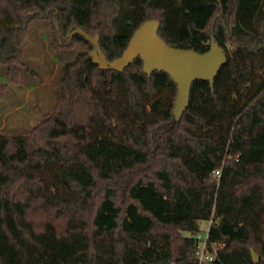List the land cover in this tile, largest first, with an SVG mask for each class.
<instances>
[{
  "label": "trees",
  "instance_id": "16d2710c",
  "mask_svg": "<svg viewBox=\"0 0 264 264\" xmlns=\"http://www.w3.org/2000/svg\"><path fill=\"white\" fill-rule=\"evenodd\" d=\"M157 19L169 46L227 63L192 84L177 122L171 76L101 70L89 52L63 70L51 112L27 135L0 133V264H264V0H0V66L19 83L33 23L58 45L84 43L109 61ZM8 84H1L0 91ZM219 172V174H218ZM188 233L189 236L184 234Z\"/></svg>",
  "mask_w": 264,
  "mask_h": 264
},
{
  "label": "rangeland",
  "instance_id": "374dc122",
  "mask_svg": "<svg viewBox=\"0 0 264 264\" xmlns=\"http://www.w3.org/2000/svg\"><path fill=\"white\" fill-rule=\"evenodd\" d=\"M55 38L54 25L49 20L32 24L25 44V61L32 72L19 67V83H7L5 69L0 66V85L8 84L7 89L0 91V133L29 134L54 107L64 67L80 53L93 51L84 43L63 46L60 42L59 46ZM210 225V221L200 223L204 238Z\"/></svg>",
  "mask_w": 264,
  "mask_h": 264
},
{
  "label": "water",
  "instance_id": "95a60500",
  "mask_svg": "<svg viewBox=\"0 0 264 264\" xmlns=\"http://www.w3.org/2000/svg\"><path fill=\"white\" fill-rule=\"evenodd\" d=\"M161 23L157 19L146 21L134 33L127 49L121 57L109 61L100 46V36L91 37L80 28L74 29L70 39L80 34L93 47L90 58L101 70L123 72L136 59L141 58L144 72L151 76L153 72H165L171 76L178 87V96L174 108L177 122L181 121L190 104L192 84L203 80L214 87L215 78L227 63V55L219 42L212 40L210 49L203 54L192 49H180L169 46L159 35ZM254 262L259 263V256L251 249Z\"/></svg>",
  "mask_w": 264,
  "mask_h": 264
},
{
  "label": "built area",
  "instance_id": "2783aa9c",
  "mask_svg": "<svg viewBox=\"0 0 264 264\" xmlns=\"http://www.w3.org/2000/svg\"><path fill=\"white\" fill-rule=\"evenodd\" d=\"M210 223L212 224L211 221ZM216 254H217L216 247L214 245L209 244L208 242V233H207L206 238L199 235L197 237V251H196L199 264L212 263L216 258Z\"/></svg>",
  "mask_w": 264,
  "mask_h": 264
}]
</instances>
